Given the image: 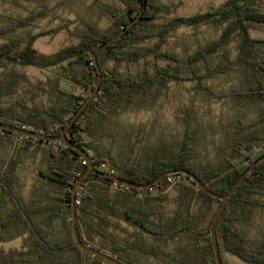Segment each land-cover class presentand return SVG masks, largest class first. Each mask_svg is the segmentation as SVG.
I'll use <instances>...</instances> for the list:
<instances>
[{
	"label": "trees",
	"instance_id": "obj_1",
	"mask_svg": "<svg viewBox=\"0 0 264 264\" xmlns=\"http://www.w3.org/2000/svg\"><path fill=\"white\" fill-rule=\"evenodd\" d=\"M14 1L30 8L18 16L0 12V123L45 135L60 134L94 91L96 49L142 12L117 43L97 53L99 92L66 136L98 171L145 188L90 173L75 200L82 243L123 264H216L211 234L222 201L180 171L227 195L257 163L229 197L217 242L223 264L227 253L264 264V236L250 245L241 228L264 213V39L251 35L264 26L263 0H227L205 13L171 18L165 17L171 6L160 0H119L120 9L106 8L110 26L80 16L83 27L72 33L78 43L50 56L34 48L48 33L29 29L69 0ZM203 25L219 36L184 54L163 49L176 31ZM141 62L144 67L131 70ZM17 67L53 70V77L34 85ZM217 80L219 89H203L202 98L229 107L218 132L212 121L203 125L195 102L177 116L175 131L168 132L159 115L151 127L120 126L126 115L160 114L172 83ZM28 168L36 177L29 189L22 174ZM86 171L85 160L66 145L0 129V244L23 240L20 249H0V264H82L72 191ZM86 264L104 263L88 256Z\"/></svg>",
	"mask_w": 264,
	"mask_h": 264
},
{
	"label": "rangeland",
	"instance_id": "obj_2",
	"mask_svg": "<svg viewBox=\"0 0 264 264\" xmlns=\"http://www.w3.org/2000/svg\"><path fill=\"white\" fill-rule=\"evenodd\" d=\"M227 0H160L161 3L171 6V13L165 15L166 18H171L177 15L192 16L195 14L205 13L211 7L221 5ZM120 9L119 0H69L68 4L60 5L55 8L49 15L39 18L33 27L29 30L33 33L46 32L45 37L39 38L34 48L42 55L50 56L59 50L76 45L78 40L72 33H76L79 28L83 27L79 19L80 16L85 18L99 19L101 28H107L111 24V15L106 11V8ZM27 5L17 4L14 0H0V12L6 15L18 16L27 14ZM261 9L264 10V0L261 2ZM162 22L161 20L159 21ZM22 32V29H19ZM220 32L216 31L210 25H203L196 29L183 28L176 31L164 45L163 49L168 51H176L184 54V49H193L198 43L204 44L212 41L219 36ZM254 38L264 39V26H258L251 31ZM3 40L0 39V43ZM165 65V62L163 63ZM145 66L141 62L139 65L131 66L132 71ZM17 70L25 73L30 81L37 85L38 83L48 82L50 77H53V70H41L35 67H17ZM220 87L219 80L215 82H204L201 86L195 83L176 84L172 83L166 98H164V106L160 114L154 112H140L126 115L121 118L120 126L123 129L144 125L151 127L156 116L161 117L162 126L167 128L168 132L179 129L180 125L177 122V116L182 114L186 107L191 106L192 102L196 103L198 113L201 117L203 125L207 126L208 121L214 123L215 129L218 132L221 124L228 120L229 107L222 102L210 100L209 103L202 98V92L205 88H211L217 91ZM46 103H49L45 99ZM157 126V125H156ZM122 128V127H121ZM122 129V130H123ZM158 130H160L158 128ZM27 182V188L35 182V175L31 169H26L23 173ZM246 232V237L250 245L255 241L262 239L264 236V213L258 215L252 225L241 227ZM23 246V240L13 241L8 244H0V249L10 251L20 249ZM226 264H248L238 259L237 257L227 253L225 254Z\"/></svg>",
	"mask_w": 264,
	"mask_h": 264
},
{
	"label": "water",
	"instance_id": "obj_3",
	"mask_svg": "<svg viewBox=\"0 0 264 264\" xmlns=\"http://www.w3.org/2000/svg\"><path fill=\"white\" fill-rule=\"evenodd\" d=\"M141 15H142V12L126 28H124L117 36H115L113 39L109 40L108 42L99 46L96 49V51L93 55L94 64H95L97 71H98V81H97L96 87H95L94 91L92 92V94L85 101V103L80 107V109L72 117V119L69 122V124L67 125V127L60 134L45 135V134H40V133H37L34 131H29L25 128H19L16 126L0 123V129L1 130L9 131V132H12V133L24 136V137H30V138L37 139V140L56 142V143L66 145L67 147L71 148L76 153H78V155H80L81 158H83L85 160V162L87 164V171L77 181V183L75 184L73 191H72V232L74 235L76 246L79 247L83 252L82 264L87 263L88 256L96 258V259L100 260L101 262H103L104 264H123L121 262L114 260L113 258L109 257L108 255H106L104 253H101V252H99V251H97V250H95L89 246L84 245L82 243L80 237H79L78 229H77L75 200L77 197V190L80 187V185L83 183V181L88 177V175L90 173H95L101 177L109 178L114 182H118V183H121V184L126 185V186L139 187V188H145V186H137L135 184H131V183H128L124 180H121L117 176L109 175L108 173L98 171L95 168L89 153L85 149L81 148L80 146L75 144L73 141L68 139L66 134L73 127V125L76 123V121L78 120L80 115L85 111V109L89 106V104L92 102V100L95 98V96L99 92L101 81H102V73H101V70L99 69V65L97 62V53L102 51L103 49L109 48L111 45L117 43L128 32V30L131 29L138 22ZM262 159H264V157H262L260 159V161ZM256 164L257 163H255L254 165H252L248 169L246 174L234 185V187L231 189V191L227 195H218V194L213 193L209 188H207L204 185V183L195 174L188 172V171H180V173H183L184 175L191 178L194 182H196L198 184V186H200L209 196L222 201V204H221V206H220V208H219V210H218V212L214 218L213 225H212V234H211V240H212V246H213V250H214V254H215L216 264H223L221 257H220V254H219L218 242H217V230H218L220 219H221L224 211L226 210V206H227V202H228L229 197L237 189V187L244 181V179L251 173V171L253 170V168L255 167ZM172 174H174L173 171H170V172L163 174L155 183L157 184L161 179H163L166 176L172 175ZM148 187H150V186H148ZM53 264H64V263H53Z\"/></svg>",
	"mask_w": 264,
	"mask_h": 264
},
{
	"label": "built area",
	"instance_id": "obj_4",
	"mask_svg": "<svg viewBox=\"0 0 264 264\" xmlns=\"http://www.w3.org/2000/svg\"><path fill=\"white\" fill-rule=\"evenodd\" d=\"M85 163H86V162H85ZM86 165H87V164H86ZM102 168H103V169H107V166H106V164H103V165H102ZM111 174L113 175V174H114V172H113V171H111Z\"/></svg>",
	"mask_w": 264,
	"mask_h": 264
}]
</instances>
